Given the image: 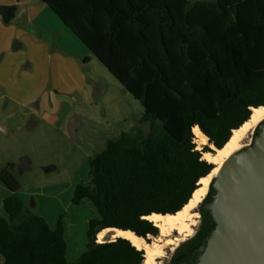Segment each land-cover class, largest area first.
I'll use <instances>...</instances> for the list:
<instances>
[{
  "label": "trees",
  "instance_id": "1",
  "mask_svg": "<svg viewBox=\"0 0 264 264\" xmlns=\"http://www.w3.org/2000/svg\"><path fill=\"white\" fill-rule=\"evenodd\" d=\"M144 107L134 126L108 139L88 160L85 250L70 261L62 219L54 227L18 195L16 163L0 171L10 191L0 216L1 264H142L128 239L97 241L104 228L130 230L148 243L160 236L146 216L175 214L215 167L204 158L264 106V0H42ZM30 125V124H29ZM209 143L198 149L193 128ZM258 129L255 131L257 134ZM214 192L212 182L202 203ZM200 229L172 259L204 245L214 222L202 209Z\"/></svg>",
  "mask_w": 264,
  "mask_h": 264
},
{
  "label": "rangeland",
  "instance_id": "2",
  "mask_svg": "<svg viewBox=\"0 0 264 264\" xmlns=\"http://www.w3.org/2000/svg\"><path fill=\"white\" fill-rule=\"evenodd\" d=\"M27 21V17L22 16L17 20L4 21V23L19 27L27 25ZM56 37L57 35H54V40ZM75 37L74 39L82 45L79 38ZM65 41L67 46L70 45L68 39ZM53 48L54 46L46 47L41 50V53H37L35 48L28 45L25 50L21 49L18 53L22 59L28 56L36 63L41 57L51 68L52 61V64L56 62V58H51ZM90 57L91 62H85L83 59L80 62V72L83 78L79 83L85 87L80 97L76 94L75 97L73 96V101L65 88H55L59 92L57 93L59 97L71 102L74 110L63 129L52 128L41 119H38L35 125H29V117L16 113L8 116L6 114L9 113L8 108L0 106V171L8 163L17 164L21 156L29 157L32 162L31 170L20 175L17 173V168L15 169L20 185L17 193L25 205L34 213L46 218L51 227H54L59 219H62L66 226L67 257L70 261L75 260L81 254L80 251L85 249L88 240V222L97 216L96 210L89 200L84 199L78 205L72 202L76 185L89 182V158L100 152L108 139L116 137L121 132L130 131L134 126L141 127L145 132L149 131V124L138 122L144 114L142 104L116 80L95 56L90 54ZM57 68L60 72H55L57 78L66 76L69 79L72 76L71 71L54 64V70ZM54 70L53 73L48 71L49 78L53 76ZM36 72L35 70V74ZM73 74L72 77L78 75L76 72ZM49 83L54 87L51 80ZM9 108L13 112V108ZM73 116H76L79 121L74 137L70 135L68 129L69 120ZM195 143L198 149H202L204 146L199 141H195ZM50 165L55 168L48 172L45 171L44 167ZM9 194L10 191L0 181V216H7L3 207V198ZM32 201L37 205L33 206ZM200 217L199 214L191 236L180 240L176 246L164 245L165 254L156 259V264L169 263L175 250L196 234L201 221ZM168 237L180 236L174 231L168 236L152 237L150 243L158 242L160 238V243L164 244Z\"/></svg>",
  "mask_w": 264,
  "mask_h": 264
},
{
  "label": "crops",
  "instance_id": "3",
  "mask_svg": "<svg viewBox=\"0 0 264 264\" xmlns=\"http://www.w3.org/2000/svg\"><path fill=\"white\" fill-rule=\"evenodd\" d=\"M0 5L12 8L10 21L22 16L28 19L27 25L14 27L6 25L0 15V106L8 108V116L16 113L29 117L30 125H35L41 119L52 128L61 130L74 110L71 102L59 97L55 88H65L73 101L76 94L80 97L85 90L83 84L79 83L83 78L80 62L82 59L91 62L90 54L93 53L74 39L75 35L42 0H0ZM54 35H57L55 40ZM66 39L70 41L68 46ZM28 45L35 48L37 53L54 46L51 56L52 59L56 58L54 64L71 71L72 76L76 72L77 77L57 78L55 72H60L58 68L54 70L53 61L50 68L41 57L37 63L28 56L22 59L18 51L25 50ZM53 70L55 75L49 78L48 71L53 73ZM9 107L13 108V112ZM32 205L36 206L37 203L32 201Z\"/></svg>",
  "mask_w": 264,
  "mask_h": 264
},
{
  "label": "water",
  "instance_id": "4",
  "mask_svg": "<svg viewBox=\"0 0 264 264\" xmlns=\"http://www.w3.org/2000/svg\"><path fill=\"white\" fill-rule=\"evenodd\" d=\"M0 15L9 22L12 8L1 5ZM78 126L73 116L68 123L72 137ZM256 129L251 143L225 159L211 181L214 192L203 209L214 227L185 264H264V121ZM16 168L21 175L31 170L32 162L21 156ZM54 168L50 165L44 170Z\"/></svg>",
  "mask_w": 264,
  "mask_h": 264
},
{
  "label": "bare ground",
  "instance_id": "5",
  "mask_svg": "<svg viewBox=\"0 0 264 264\" xmlns=\"http://www.w3.org/2000/svg\"><path fill=\"white\" fill-rule=\"evenodd\" d=\"M264 121V106L252 107L249 119L238 129H234L227 143L222 148H215L214 152H206L204 158L214 163V169L205 177H202L197 183V189L193 192L188 203L175 214H157L146 216L160 230V235L168 236L172 232H177L180 237H168L164 244L161 239L153 244L148 243L143 237L137 236L130 230H121L118 228H105L97 234V241L103 242L106 239H116L122 237L128 239L138 249L145 251V260L142 264H156V259L164 256V245H177L178 242L191 236L193 226H196L199 214L197 209L206 197L210 183L215 177L219 167L224 163L232 153L245 147L252 141L256 127ZM196 129V131H194ZM195 141H199L201 145L209 143L208 138L198 127L193 128ZM103 233V235H101Z\"/></svg>",
  "mask_w": 264,
  "mask_h": 264
},
{
  "label": "flooded vegetation",
  "instance_id": "6",
  "mask_svg": "<svg viewBox=\"0 0 264 264\" xmlns=\"http://www.w3.org/2000/svg\"><path fill=\"white\" fill-rule=\"evenodd\" d=\"M211 195H212V194H211ZM202 209H203V205H201V206L199 207V209H198L199 212H200V214H201V217H200V218H201L200 225L202 224V220H203ZM200 225L198 226L197 231L200 229ZM197 231H196V233H197ZM197 249H198V248H197ZM197 249H195V250L191 253V255H189V256H187V257L185 256V257L181 258L179 261L176 262V264H185L186 262L190 261V260L193 258L194 253H195V251H196ZM172 259H173V254H172V256H171V258H170L168 264H172Z\"/></svg>",
  "mask_w": 264,
  "mask_h": 264
},
{
  "label": "snow or ice",
  "instance_id": "7",
  "mask_svg": "<svg viewBox=\"0 0 264 264\" xmlns=\"http://www.w3.org/2000/svg\"><path fill=\"white\" fill-rule=\"evenodd\" d=\"M194 131H196V129H194ZM101 235H103V233H101Z\"/></svg>",
  "mask_w": 264,
  "mask_h": 264
}]
</instances>
